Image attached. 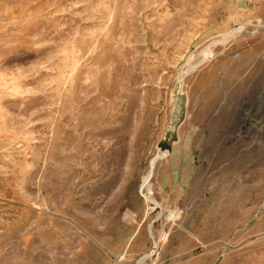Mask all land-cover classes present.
<instances>
[{
	"label": "rangeland",
	"instance_id": "1",
	"mask_svg": "<svg viewBox=\"0 0 264 264\" xmlns=\"http://www.w3.org/2000/svg\"><path fill=\"white\" fill-rule=\"evenodd\" d=\"M0 264H264V0H0Z\"/></svg>",
	"mask_w": 264,
	"mask_h": 264
},
{
	"label": "bare ground",
	"instance_id": "2",
	"mask_svg": "<svg viewBox=\"0 0 264 264\" xmlns=\"http://www.w3.org/2000/svg\"><path fill=\"white\" fill-rule=\"evenodd\" d=\"M171 134V133H170ZM166 149H168V148H166ZM171 149V148H170ZM167 152H170L169 150H166V152H165V154L167 153ZM153 167V166H152ZM151 172L149 173V175L147 176V178L145 179V181H144V183H143V186H142V188H141V193L142 192H144V190H147L148 192H147V194L145 193L144 195H145V198L147 199V200H150L155 206H158V203L156 202V200L152 197V195L149 193V179H150V177H151ZM143 194V193H142Z\"/></svg>",
	"mask_w": 264,
	"mask_h": 264
}]
</instances>
